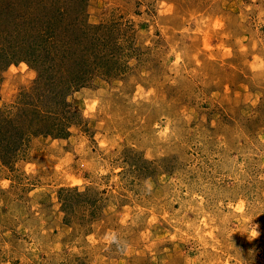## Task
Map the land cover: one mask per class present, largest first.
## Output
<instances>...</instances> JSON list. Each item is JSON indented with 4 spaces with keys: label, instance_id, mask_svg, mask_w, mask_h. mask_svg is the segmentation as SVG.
<instances>
[{
    "label": "rangeland",
    "instance_id": "374dc122",
    "mask_svg": "<svg viewBox=\"0 0 264 264\" xmlns=\"http://www.w3.org/2000/svg\"><path fill=\"white\" fill-rule=\"evenodd\" d=\"M32 2L121 45L65 107L0 38V264H264V0Z\"/></svg>",
    "mask_w": 264,
    "mask_h": 264
},
{
    "label": "trees",
    "instance_id": "16d2710c",
    "mask_svg": "<svg viewBox=\"0 0 264 264\" xmlns=\"http://www.w3.org/2000/svg\"><path fill=\"white\" fill-rule=\"evenodd\" d=\"M32 1L33 0H26L25 4L23 3L20 7L18 5L20 4V0L16 1V3H13V0L12 2L11 0H5L8 12H2L0 13V16L3 18L4 15L5 17L3 19L7 22L0 24V27H2V29H0V38L3 37L2 41H5L6 39V43L8 42V49L14 48L16 50L18 49V46L21 45L29 53L33 51V55H35L37 50H40L38 55L34 57L38 60V62L43 59V62H40L42 68H38L37 72L40 76H42L44 73V71H42L43 66L48 64V69L51 71L52 79L54 83H56V87L59 89L58 95L62 104L66 107L69 95L73 91H77L79 88L89 85L87 81L88 78L90 79L91 77L88 76H91V73L97 71V67L103 69L109 62L110 58L108 57L114 59V55L121 45V41L117 38L116 41L109 44L108 39L103 37L101 39L94 38V34L89 31H83L80 34H76L72 31L71 35L65 37L67 38V41H63L61 33H59L55 28L59 16L63 17V13L57 15L55 12H52L47 15L44 21L43 19H39L34 16L33 20H30L31 18L29 17V20L27 18L24 21V17L27 13L29 16L32 11H37V9H34L35 7ZM43 3L44 2L39 3L40 9L49 11ZM18 9H23L25 11L24 17L17 14ZM79 14L81 15V13ZM47 18L49 19L45 23ZM13 24L15 25L14 27ZM79 25L80 24H78V26ZM78 26L76 28L80 29ZM4 29L7 31H4ZM80 30L82 31V29ZM94 31V33H99L100 35L102 34V32H99L101 31V28L99 27H94ZM13 35L15 38L14 43L11 39H9V37ZM62 46H67L66 50L70 52L71 56H65L62 58L63 61L59 62L56 58L58 55H55L54 53H57ZM110 46H113V51H107ZM22 56H18L16 51H13L12 55H9L6 51H4L2 52L1 58L7 61L6 65L8 67L22 60H26L25 62H30V64L33 63L31 62L29 55H27L26 58H23ZM49 56H52L53 62L48 61ZM71 61L79 69L75 73L70 72V66H72ZM68 72H70L69 78L66 77ZM44 134L49 135V133ZM21 135L24 137L23 134ZM17 144L18 143L10 146L15 148L14 153L18 149Z\"/></svg>",
    "mask_w": 264,
    "mask_h": 264
},
{
    "label": "clouds",
    "instance_id": "9594fccd",
    "mask_svg": "<svg viewBox=\"0 0 264 264\" xmlns=\"http://www.w3.org/2000/svg\"><path fill=\"white\" fill-rule=\"evenodd\" d=\"M254 227L257 228V229H259L260 228V225H255ZM255 234L256 235H259L260 233L257 231Z\"/></svg>",
    "mask_w": 264,
    "mask_h": 264
}]
</instances>
